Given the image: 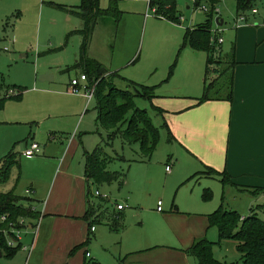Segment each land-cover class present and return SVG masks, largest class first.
Segmentation results:
<instances>
[{
	"label": "rangeland",
	"instance_id": "rangeland-1",
	"mask_svg": "<svg viewBox=\"0 0 264 264\" xmlns=\"http://www.w3.org/2000/svg\"><path fill=\"white\" fill-rule=\"evenodd\" d=\"M99 1L101 7H109L113 2ZM75 2L80 4L81 0H0V165L8 155H14L20 162L19 167L11 169L9 179L1 188H10L19 196L35 199V195L28 196L26 190L32 185L36 188L41 177L47 182L55 165L47 164L53 159L44 153L34 158L23 156L25 142L34 137L42 149L49 143L50 133L58 137L65 134L69 141L71 137L74 138L72 150L58 155L67 171H77L85 176V151L102 145L112 160L108 169L126 173L123 183L115 181L98 185L90 180V198L99 204L101 196L95 194L99 190L101 194L107 195L110 202L118 200L126 206V232L131 236L136 235L143 222L151 231L166 222L171 227L181 229H187L195 222L194 216L183 214H172L165 219L163 213L158 211L159 201L162 202L164 213H169L174 204L180 210H199L202 206V209H206L211 205L218 208L220 205L219 208L235 210L242 215L253 210L252 215L258 214L264 218V194L254 198V195L240 191L245 188L209 181L216 185V189L208 187L212 191L208 199L204 196L206 187L202 185L205 179L178 175L181 178L179 180L167 172L168 164L173 170L182 169L188 161L180 156L177 162L179 146L177 143L172 144L163 129L165 125L160 113L138 92H142L143 86H156L157 95L169 91L172 94L198 93L200 97L203 94L207 56L193 51L190 46H183L186 28L205 25L212 20V29L215 30L216 20L221 18L224 20L221 26L224 43L221 47L224 52L232 51L237 28L241 22L245 23L238 20L237 0H220L215 5L213 17L209 3L196 6L193 0H178L177 16H181L183 23L160 18L153 8L148 7L147 0H117L121 11L119 20L114 17L99 18L91 52L109 67L111 64L113 69L119 70V77L109 80L113 81L114 87L123 88L128 97H134L136 106L148 112L154 126L160 131L158 145L150 156L142 151L141 143L125 141L122 133H116L111 139L103 127H97L95 95L88 102L83 93L68 91L71 80L84 72L79 30L85 27V21L79 15L68 13ZM254 7L259 13L253 14L252 9L247 11L248 21L250 24L260 23L261 28L264 24V0H255ZM201 66L204 75L197 81ZM49 72L53 76L52 81L40 79V75ZM109 75L107 73L105 76ZM127 80L139 85H136L138 91ZM83 85L87 83L83 82ZM20 86L25 90L21 92ZM3 87L7 90L13 87L15 93H8V98L1 102ZM78 98H84L85 101L83 114L75 108L70 109L74 104L65 108L58 104ZM170 155L174 159H169ZM40 157H44L46 162L41 159L39 163ZM31 200L32 206L41 210L40 203ZM27 222L37 225L39 220L29 218ZM96 227L105 230L108 226ZM34 233V230L25 229L16 235L21 237L22 245L30 249ZM40 236V244L36 249L33 248L28 264H57L54 262L57 259H62V264H84L85 259L100 264H182L177 258L178 253L170 248L146 252L137 250L131 254L123 246L122 238L114 239L118 237L116 234L114 238H105L103 241L96 240L94 234L88 240L86 235L84 241L71 247L63 257L57 254L44 260L41 255V244L45 237L43 227ZM202 237L214 243L213 255L220 263L242 264L237 242L227 239L219 243L218 229L210 225L209 219ZM8 240L13 241L15 247L19 244L13 237ZM28 257L29 252L24 251L23 247L12 259L4 254L0 264H25ZM191 259V264H198L194 258Z\"/></svg>",
	"mask_w": 264,
	"mask_h": 264
},
{
	"label": "crops",
	"instance_id": "crops-1",
	"mask_svg": "<svg viewBox=\"0 0 264 264\" xmlns=\"http://www.w3.org/2000/svg\"><path fill=\"white\" fill-rule=\"evenodd\" d=\"M77 3L79 2H75L72 7L68 9V13L79 15L85 21V27L79 30L82 36L80 44L82 49L86 37L85 31L87 29V22L81 15V10L79 8L82 4V0L80 4ZM109 7L101 8L108 9ZM252 13L258 14L259 11L254 13L252 10ZM245 15V23L241 22V25L238 26L236 42H234V46L232 45V47L235 48V60L237 64L233 69V99L231 101L213 100L199 104L197 99L203 94L199 97L198 93L172 94L169 91H162L164 94H158L157 97L150 102L154 106V109L162 116L165 125L163 129L166 130L169 137V132L172 133V138L170 137L172 144L177 143L180 148L177 162L180 160V156H183V158L188 161L185 162L186 165H184L182 169L175 168L173 170L170 164H168L167 166H170V171L166 168L167 172L171 173L172 176H177L178 179L181 180L179 176L190 175L192 177L196 173L206 171L208 167H212L219 172L226 171L230 177V182H228L229 185L245 188L244 190L240 189V191L248 192L256 198L258 195L264 194V24L261 25V28H259L260 23L258 22L250 24L248 21V14L245 13ZM104 17L114 16H102L99 18ZM219 19L223 20L221 18ZM116 20L118 21L119 19L116 18ZM98 21L99 19L92 28L86 49L84 51L82 50V53L89 59L99 61L107 69L109 74H116L117 78L119 77V70L113 69L114 67H112L111 64L109 67L104 60L101 61L100 58L94 56L91 52L93 46L92 38L95 28H97L99 24ZM183 21L179 23H183ZM221 26L222 25L217 23L216 28L222 30ZM187 29H189V27L186 28V30ZM222 43H224V41ZM7 49L8 48H5V50ZM192 50L194 51L193 48ZM195 52L206 54L207 67L208 54L203 51L195 50ZM222 53L226 54L229 52H224L222 50ZM85 73L84 68L82 74ZM203 75L204 72L201 66L197 74V81L198 79L200 80ZM40 79L43 81H52L53 76L49 72L40 75ZM128 81L133 82L127 80V82ZM87 83L89 84V81H87ZM1 89L3 90L2 93H4L3 99L1 100L2 102L8 98L9 91L5 87ZM203 92L204 81L202 93ZM81 98L74 99V101L70 102L66 101L68 103H62L63 101L58 102V104L61 105L62 108L74 104L75 106L70 109L75 108L78 113L83 114L85 101L83 100L84 98ZM96 124L98 127L97 114ZM57 137L58 136L50 133L49 143H46V146L44 145L45 148L42 147L41 152L36 155L39 156L44 153L48 157H52L53 162H47V164L55 165L50 179L46 182L45 178L41 177L37 185L34 181L37 186L36 188L32 185L26 190L28 196L30 194L35 195V199L31 200V198H29L31 201H38L41 205V210L34 207L40 213L39 218L36 219L39 220V225L30 223L29 227L25 228L26 230L31 229L35 231L30 249H28L27 245L19 249L22 250L24 247V251L29 252V257L25 264H28L33 248L36 249L40 244L42 227L45 230V237L41 244L43 246L41 255L44 260L55 257L57 254L63 257L71 247L84 241L86 235L88 240H90L92 234H94L96 240L103 241L105 238H114L113 236L116 234L118 237L114 239L118 240L119 237L120 239L122 238L123 246H125L127 251L131 252V254L137 250L138 252H146L157 248H170L178 253L177 258L182 264H191L192 259L185 250L191 248L197 239L203 238L204 228L206 229L209 216L211 215H207V213L217 211L220 205L218 208L215 205H211V207H207L206 209H202V206L199 210H180L179 207L174 204L169 213H164V210H161L163 213L162 216L165 219L169 218L172 214L194 216L192 218L195 219V222H193L189 228L181 229L180 227H171L170 224L166 222V224L151 231L148 230V227H146V224L143 222L141 229L137 231L136 235L131 236L126 232L128 228L126 224V206L124 209L119 210L118 204H122L121 202L118 200H116V202H110L107 201L109 200L108 197H101V202L95 204L97 206L101 205L99 215L103 212L104 220L101 223L90 222L87 218L90 198L89 189H87V187L90 188V179L86 174V154L93 150H86L84 154L85 176L80 175L77 171H67L64 162L59 161L58 155L61 152L72 150L74 138L71 137L69 141V137L65 134ZM31 141L36 140L34 137L28 138L25 142L26 148L30 145ZM66 143H68V145H66ZM170 157L171 155L169 159H174ZM41 159L46 162L44 157H40L39 163ZM194 179H205L206 181H204L202 185L206 187V189H209L208 187H214L216 189V185L210 184L209 181H220L221 183V177L209 175H199ZM46 185L48 189H46ZM8 189L9 190L1 188L3 191L11 190L10 188ZM41 199L43 200L41 201ZM90 201L92 202L91 198ZM158 211L160 210L158 209ZM253 212V210L246 213L243 212L242 216L247 217L252 215ZM117 213H119V218L113 219V216L117 217V215H115ZM203 214L205 216H203ZM92 220H95V217H93ZM92 222L93 224H91ZM88 225L89 227L87 229ZM96 225L108 227L102 230L98 229ZM35 226H37V228H35ZM92 226L96 227L95 230L91 229ZM46 231H48V234ZM15 255L6 256L12 259ZM3 257L4 254L0 256V258ZM54 262L62 264V259H57Z\"/></svg>",
	"mask_w": 264,
	"mask_h": 264
},
{
	"label": "trees",
	"instance_id": "trees-1",
	"mask_svg": "<svg viewBox=\"0 0 264 264\" xmlns=\"http://www.w3.org/2000/svg\"><path fill=\"white\" fill-rule=\"evenodd\" d=\"M177 1L162 0L155 2V4L158 5V12L164 14L167 19L179 21L180 16H177L176 11ZM219 2L220 0H195L196 6L201 3H209L212 6L210 10L212 17L216 9L215 5ZM254 4L255 0H237L238 15H245L250 9H255ZM79 8L81 15L87 22L86 37L82 47L84 51L89 41L91 30L99 17L114 16L119 19L121 11L118 9L117 0H113L108 9L101 8L99 0H82ZM217 37L212 29V20L205 25L187 29L184 36V47L190 46L196 51H203L208 54L204 92L197 99L199 104L213 100L231 101L233 99V69L237 64L235 48L233 47L232 51L223 54L221 43L212 40ZM227 57L230 59L228 60ZM83 64L89 86H95L94 95L98 127H103L111 139L116 133H122L125 141L141 143L142 151L150 156L158 145L160 131L154 126L148 112L138 108L134 102V97H128V94L124 93L123 88L114 87L113 81L111 82L109 78L114 80L117 75L110 74L105 76L108 71L99 61L84 56ZM130 84L137 90L136 83L130 82ZM143 87L142 92L137 90L141 93L140 97L152 102L157 97L156 86ZM10 89L14 88L11 87L8 91ZM24 90L25 88L20 87L21 92ZM169 134L172 138V133L169 132ZM86 155V174L90 180H93L98 185L111 184L115 181L123 183L126 173L108 169V164L112 160L109 159L110 154L102 145L97 146L92 152H87ZM5 158L4 163L0 165V254L13 256L23 246L21 239L16 233L29 227L30 223L27 222V219H37L40 213L32 206L30 199L27 197L17 195L14 190H1V185L6 183L10 177L11 169L15 166H20V162L17 161L14 155H8ZM199 175L221 177V182L224 185L230 182L229 174L226 171L219 172L212 167H208L204 172L196 173L192 178ZM91 193L89 188V197ZM211 193V189H205V198L210 199ZM100 208L101 205L97 206L89 198L87 218L90 222H103L104 215L103 212L99 215ZM115 215L117 217L113 216V219L119 218V213ZM93 217H95V220H92ZM209 223L217 227L219 243L227 239L237 242L242 264H264V218L257 214L243 217L238 211L220 207L209 216ZM10 237L18 240L19 244L17 247H15L13 241L14 245L10 244L8 240ZM212 245L214 243L210 242L206 237L200 238L185 252L189 257L194 258L198 264H222L214 258ZM84 264L100 263L85 260Z\"/></svg>",
	"mask_w": 264,
	"mask_h": 264
},
{
	"label": "built area",
	"instance_id": "built-area-1",
	"mask_svg": "<svg viewBox=\"0 0 264 264\" xmlns=\"http://www.w3.org/2000/svg\"><path fill=\"white\" fill-rule=\"evenodd\" d=\"M158 1H162V0H147L148 6H149V8H153L154 12L157 13V15L160 16V18H166L167 19V17L164 14H159L158 13V5L155 4V2H158ZM193 1L195 2V0H193ZM149 8H148V10H149ZM204 10L207 11V7L204 6ZM253 12L257 13L258 10L257 9H253ZM238 18L241 21H245L246 20V15L241 14V15L238 16ZM180 21H183L181 16L179 17V22ZM213 32L218 37L217 38H213L212 40L214 42L217 41L218 43H222L224 41L223 37L221 36L222 30L220 28H216L215 30H213ZM87 81H88V78H87L86 74H82L80 77L72 79L71 83L69 85L68 91L71 92V93H83L88 98V100L92 99V97L94 95V91H95V86H92V87L89 86ZM83 82L87 83V85L84 86ZM9 93H15V90L14 89H10ZM41 150H42L41 149V145L37 141H31L30 145L23 152V155L28 157V158L34 157V156L38 155L41 152ZM167 170L170 171V166H167ZM95 194L97 196H101L103 198L107 197V195L101 194L100 191H96ZM158 204H159L158 205V209L161 211L162 210V202L159 201ZM124 208H125V206L123 204H118V209L119 210H122ZM3 219H5V218L3 217ZM35 228H37V227L35 226ZM95 228H96L95 226L91 227L92 230H95ZM19 239H21L20 236H19ZM10 244L14 245L13 242H10Z\"/></svg>",
	"mask_w": 264,
	"mask_h": 264
},
{
	"label": "water",
	"instance_id": "water-1",
	"mask_svg": "<svg viewBox=\"0 0 264 264\" xmlns=\"http://www.w3.org/2000/svg\"><path fill=\"white\" fill-rule=\"evenodd\" d=\"M216 23H218L219 25H223V20H220L219 18H217Z\"/></svg>",
	"mask_w": 264,
	"mask_h": 264
}]
</instances>
